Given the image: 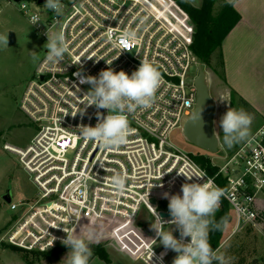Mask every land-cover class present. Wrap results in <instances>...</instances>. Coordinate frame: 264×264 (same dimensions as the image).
<instances>
[{"label": "built area", "instance_id": "1", "mask_svg": "<svg viewBox=\"0 0 264 264\" xmlns=\"http://www.w3.org/2000/svg\"><path fill=\"white\" fill-rule=\"evenodd\" d=\"M60 2L63 11L59 16L45 9V3L28 9V1L20 2L29 21L33 15L38 17L34 26L46 40L47 29L49 34L63 30L68 50L55 66L45 62V50L37 67L38 77L23 93L20 108L37 128L30 143L22 148L4 144L5 150L19 157L37 194L32 201L12 200L10 209L15 211L16 220L2 240L26 251L45 252L62 246L60 240L66 237L63 229H67L91 235L101 243L106 239L104 245L146 264H161L164 254L162 264H167L168 252L154 248L159 239L154 236V241L143 233L142 210L156 219L152 206L159 214L169 212L164 192L182 195L184 183L208 179L226 190L227 196L222 198L234 212L236 226L251 225L262 231L264 120L251 133L250 142L211 158L214 174L171 140L172 133L182 130L195 113L197 103V89L190 82L194 77L189 74L194 65L199 67L200 60L192 48L195 28L186 23V12L177 3L171 8L154 0ZM125 32L135 33L126 45L120 40ZM145 59L155 63L164 83L152 107L127 114L132 128L127 144L117 151H106L85 141L78 127L95 126L97 112L103 116L108 112L85 105L90 85L81 83L77 73L82 70L83 75L98 76L111 67L131 75ZM81 109L83 114L71 115ZM114 172L128 178L123 191L111 182ZM179 173L193 178L188 180ZM102 220L110 228L105 234L99 225ZM52 236L58 239L48 248Z\"/></svg>", "mask_w": 264, "mask_h": 264}, {"label": "rangeland", "instance_id": "2", "mask_svg": "<svg viewBox=\"0 0 264 264\" xmlns=\"http://www.w3.org/2000/svg\"><path fill=\"white\" fill-rule=\"evenodd\" d=\"M158 4L164 3L166 6L176 8L174 0H154ZM170 1V2H169ZM186 1V0H185ZM196 1V0H192ZM200 1V0H197ZM188 2V1H186ZM174 3L175 5H172ZM156 5L155 3H153ZM191 4V3H190ZM39 6L37 0L28 1V9H36ZM217 10V8H216ZM186 23L195 28L191 18L186 13ZM10 32L16 34V44L9 45L8 36ZM47 40L38 34L34 25L29 21L28 15L21 9L20 2L14 0H0V264H60L67 255L69 249L62 245L55 249L45 252L26 251L16 246H12L2 240L5 233L9 232L16 220L15 211L10 209V204L3 199V194L10 190L14 202L19 203L23 200H34L37 194L35 186L26 170L19 161V157L5 150L4 144L8 143L17 147H26L37 132L36 125L22 112L20 105L23 93L28 83L38 77L37 67L45 55L44 45ZM35 53V57H34ZM218 52L212 55L211 66L203 63L206 73V82L210 94L215 104L216 124L212 127L218 130L220 140L218 155L224 151L232 153L242 142L234 144L228 148L223 141V131L219 121L222 115L228 110L243 109L253 117L251 131L258 127L262 122L257 116H253L244 105V101H239L235 92L229 91L226 86L224 67L221 65ZM216 68L218 73L214 72ZM241 73L246 74L241 76ZM250 71L240 69L230 73L229 80L235 83V89L247 98H260L264 94V83L256 77H249ZM199 74V67L194 65L190 70V76L196 77ZM194 114V113H193ZM193 116V115H192ZM171 140L180 148L189 151L195 160L200 163L201 156L214 158L216 153L208 152L191 143L182 130H175L171 135ZM222 205V199H221ZM264 208V196L262 199ZM224 228L222 243L218 250L223 253L228 260V264H264V222L260 231L251 225L238 227L235 225V214L230 210L229 218ZM143 226L142 232L149 238L155 236L151 229V223L155 222L153 216L147 211L142 210L140 219ZM139 219V220H140ZM102 233L109 232V225L102 220L99 222ZM139 225V224H138ZM173 228V235L177 237L179 231L175 225L166 226V229ZM99 244H107L94 241ZM108 246V249L105 248ZM154 248L157 252H168L165 262L172 264L177 255L172 250H166L162 244L155 243ZM111 261L127 264H146L143 260H133L127 253L118 251L111 245L102 247ZM93 259L91 255L90 260ZM91 264H100L99 261ZM217 264V262H216Z\"/></svg>", "mask_w": 264, "mask_h": 264}, {"label": "clouds", "instance_id": "3", "mask_svg": "<svg viewBox=\"0 0 264 264\" xmlns=\"http://www.w3.org/2000/svg\"><path fill=\"white\" fill-rule=\"evenodd\" d=\"M44 8L57 16L63 11L60 0H46ZM38 22V17L33 15L30 23L35 25ZM46 36L45 62L52 66L58 65L64 60L68 50L65 33L63 30H57L49 34L47 29ZM134 38V32H125L120 40L126 45ZM107 63L111 65L112 61ZM77 75L81 76V83L90 85L87 94L84 95L88 98L85 105H95L97 109H106L108 112L106 116L97 112L98 123L95 126L80 125L79 135L85 141L96 143L106 151H117L127 144L128 136L132 132L127 114L152 107L157 99L156 94L164 83L161 71L154 62L146 59L141 60L138 69L131 75L123 70L116 72L111 67L101 70L98 76L83 75L82 70ZM84 111L81 109L71 115L76 116L78 112L83 114ZM252 121L253 117L242 108H228L219 121L224 144L231 148L240 142H250ZM179 174L184 175L188 180L193 178L184 173ZM127 179L124 174L114 172L111 182L116 189L123 191ZM154 186L151 185V188ZM160 187L163 185L161 184ZM181 192L182 195L179 193L170 195L168 192L162 194L163 198L169 201L168 210L171 216L169 220H164L152 206L156 219L151 223V229L166 250L177 253L172 264H214V262L228 264L225 255L218 249L214 250L209 243L210 230H218L221 227L220 222L215 219V214L221 206V198L227 196L226 190L208 179L203 183L186 182L182 185ZM237 207L241 213L244 212V209ZM166 225H175L180 238L173 235V228L166 229ZM63 231L66 237L61 238L60 242L69 251L60 264H89L92 255L89 244L93 242L92 236L77 235L67 229ZM156 238L150 239L157 241ZM185 238L190 239L185 242ZM57 239L52 236L48 248L53 246ZM152 254L154 255L153 252ZM163 255H161V264Z\"/></svg>", "mask_w": 264, "mask_h": 264}, {"label": "crops", "instance_id": "4", "mask_svg": "<svg viewBox=\"0 0 264 264\" xmlns=\"http://www.w3.org/2000/svg\"><path fill=\"white\" fill-rule=\"evenodd\" d=\"M193 6L200 8L203 0L192 1L186 0ZM231 3L240 15V20L234 28L227 34L223 41L222 52L224 60V74L226 86L231 92H235L239 101H244L246 108L252 112L253 116L264 120V94L260 98H245L236 89L235 83L229 80L232 71L240 69L249 70V77H256L264 83V0H224ZM170 2V1H169ZM174 5L173 3H171ZM221 2L215 4L220 8ZM246 74L241 73V76ZM216 112L214 113L212 126L216 124ZM261 125V124H260ZM259 125V126H260ZM258 126V127H259ZM255 127L251 133L256 130ZM214 132L218 135V130L213 127ZM231 218V217H230ZM229 218V219H230ZM232 221V219H231ZM108 249V246H105ZM109 250V249H108ZM120 252H124L118 250ZM126 253V252H124ZM128 254V253H127ZM129 255V254H128ZM133 260H138L129 255ZM99 261L100 264H106L104 261L94 258L89 260V264ZM111 264H127L113 261Z\"/></svg>", "mask_w": 264, "mask_h": 264}, {"label": "trees", "instance_id": "5", "mask_svg": "<svg viewBox=\"0 0 264 264\" xmlns=\"http://www.w3.org/2000/svg\"><path fill=\"white\" fill-rule=\"evenodd\" d=\"M191 18L195 26L193 34V51L199 60L209 66L212 64V55L218 52L221 65L224 67L222 45L227 34L234 28L240 20V15L236 12L233 5L224 0H203L200 8H197L185 0H174ZM221 2L220 8L215 10V4ZM212 67V66H211ZM214 72L218 73L216 68ZM200 163L209 174H214L216 169L211 165V158L201 156ZM222 199V205L215 214V219L220 222L218 230H210L209 243L214 250L218 249L222 243L224 228L229 221L230 207ZM162 207H166L162 205ZM101 257L106 258V252L101 249ZM216 264V262H214Z\"/></svg>", "mask_w": 264, "mask_h": 264}, {"label": "water", "instance_id": "6", "mask_svg": "<svg viewBox=\"0 0 264 264\" xmlns=\"http://www.w3.org/2000/svg\"><path fill=\"white\" fill-rule=\"evenodd\" d=\"M14 1L21 2L25 0ZM37 1L39 4L46 3V0ZM8 43L9 45L16 44V34L14 32L9 33ZM190 82L194 83V85L196 86L197 103L195 113L184 124V135L195 146L202 148L208 152L217 153L220 146V140L212 127V121L215 113V104L206 82V73L203 68V63L199 64L198 76L191 78ZM2 197L7 203H12L13 199L10 190H7ZM152 203H156V200L153 199ZM160 216L163 218L171 217L170 213L166 211H161ZM229 221H231V218L229 219Z\"/></svg>", "mask_w": 264, "mask_h": 264}, {"label": "flooded vegetation", "instance_id": "7", "mask_svg": "<svg viewBox=\"0 0 264 264\" xmlns=\"http://www.w3.org/2000/svg\"><path fill=\"white\" fill-rule=\"evenodd\" d=\"M179 235H180V233H178L177 238H178ZM94 241H95V240H93V242L89 244V247H90L91 252H92L93 259H94V258H98L99 260L104 261L106 264H111L113 261H111V259H110V257H109L108 255H107L106 258L101 257V256L99 255V252H100V250L102 249V247H103L104 245L99 244V243L94 242ZM158 241H159V240H158ZM103 250H104V249H103ZM93 259H92V260H93Z\"/></svg>", "mask_w": 264, "mask_h": 264}]
</instances>
